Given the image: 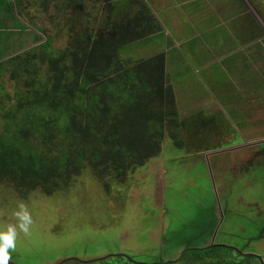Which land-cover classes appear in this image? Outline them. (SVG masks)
I'll use <instances>...</instances> for the list:
<instances>
[{"label": "rangeland", "instance_id": "obj_1", "mask_svg": "<svg viewBox=\"0 0 264 264\" xmlns=\"http://www.w3.org/2000/svg\"><path fill=\"white\" fill-rule=\"evenodd\" d=\"M22 1V12L15 8V25L7 23L5 26L0 18V56L4 55L0 62L45 41L43 28L52 34L56 47H64L67 40L73 39L68 25L73 21L71 11L78 8L76 3L65 10L66 3L50 0L45 7L30 9L27 5L31 3ZM81 1L91 17L84 13L76 27L81 30L87 26L98 33L105 27L104 19L110 14L109 9L91 0ZM145 1L162 24L163 32L172 39V46H164L167 41L151 40L150 34L141 43L120 48L119 55L140 59L166 49L169 79L175 85L183 115L198 111L209 114L222 111L227 115L238 112L240 117L232 123L233 129L245 138L239 145L264 142V0ZM9 4L10 0H0V7L7 8ZM120 4L115 5V11ZM40 33L43 40L37 42ZM186 66L194 67L196 73H187ZM217 66H221V71L229 78L225 89L214 90ZM180 71L187 73L185 78L178 76ZM195 74L200 79L192 77ZM3 79L0 82L8 94L13 95L15 82L10 74ZM231 88H235L241 98H234L231 102L236 103L230 105ZM220 90H225L221 97ZM221 98L228 103L222 105ZM221 129L230 137L229 128L222 125ZM226 138L215 135L210 143L218 149L225 146L221 144ZM187 148L191 150L193 146ZM243 151L241 154L245 153L246 160L249 150ZM214 156L210 150L184 152L166 141L159 156L143 165L126 185L116 186L110 195L94 181L80 179L67 195L37 191L24 198L0 182V225L11 221L20 200L28 204L34 221L30 233L21 234L17 250L12 253L14 262L53 264L60 258L81 257L98 264L103 256L125 254L134 262L153 264L176 261L186 249L190 258L195 254L204 257L218 254L219 250L229 257H237L238 254L233 255L221 247L208 250L211 253L196 250L199 241L194 236L202 232L206 215L214 209L217 200ZM221 159L228 162L233 154L223 155ZM256 173L251 189L261 204L253 207L252 212L248 208L244 211L245 217L251 220L243 218L248 228L243 232V241L237 236V230H230L223 237L228 244L243 245L257 233L253 228L264 226V214L255 216L257 208L264 206V169ZM254 247L259 250L264 264V242ZM218 257L221 256H215ZM116 260L121 261L122 257H111L109 262L117 263Z\"/></svg>", "mask_w": 264, "mask_h": 264}, {"label": "trees", "instance_id": "obj_2", "mask_svg": "<svg viewBox=\"0 0 264 264\" xmlns=\"http://www.w3.org/2000/svg\"><path fill=\"white\" fill-rule=\"evenodd\" d=\"M66 1L77 4L74 25L83 12L91 17L81 0ZM91 1L102 6L113 2ZM130 4V15L123 6L122 22L127 17L138 21L122 27L117 21V36L100 35L86 26L64 47L54 46L49 39L0 62V81L9 73L15 82L13 95L0 82V97H4L0 99V182L20 197L37 191L67 195L80 179L94 181L110 195L159 156L166 141L184 152H206L215 149L210 143L215 135L227 137L222 146L245 139L232 123L240 117L238 112L182 114L167 71L166 49L140 59L119 55L120 48L141 43L150 34L151 40L167 41L164 46L173 43L147 1L138 7L131 0ZM20 5L22 12L23 2H10L11 8ZM220 67H216L214 90L225 89L229 79ZM193 68L185 69L196 73ZM177 74L186 76L184 71ZM230 91L229 104L236 103L231 100L241 94L235 88ZM224 93L220 90L219 97ZM221 99L222 105L228 103ZM222 125L229 128L230 137L221 132ZM119 257L117 263L106 258L98 264H145L122 254L114 259ZM199 264L250 263L237 256L204 259Z\"/></svg>", "mask_w": 264, "mask_h": 264}, {"label": "flooded vegetation", "instance_id": "obj_3", "mask_svg": "<svg viewBox=\"0 0 264 264\" xmlns=\"http://www.w3.org/2000/svg\"><path fill=\"white\" fill-rule=\"evenodd\" d=\"M26 3H31L28 6V8H38L40 7H45L48 5L50 0H25ZM52 1V0H51ZM59 2V0H56ZM64 5L66 3V9H69L71 6V3L68 4L66 0H60ZM113 1V2H112ZM112 5H105L107 9H109L110 14L104 19V29L99 30L98 34L103 35V33L107 32L110 33L112 36H117L119 33L117 32V27L116 23L119 21L120 27H122L125 24H131L132 22H137L138 20H134V18L127 17L125 23L122 22V17L121 14L123 13L124 7L127 9V13L130 15V12H132L130 6V0H112ZM121 2L119 6V10L115 11V5L118 4V2ZM133 3L137 4V7L141 2H146L145 0H131ZM20 2H23L22 0H15V3L20 4ZM129 5V6H128ZM26 7V6H25ZM118 7V6H117ZM16 10H19L21 13V5L20 7L16 6L13 9V12ZM64 9V6H63ZM47 11V10H46ZM76 10H72V18L73 21L72 24H67L71 33L72 38L74 39L76 36L80 34V32H83L86 30V27L83 29H78L73 24L76 18L74 17ZM134 12V11H133ZM84 12L82 13V15ZM17 18V17H15ZM20 19V18H18ZM79 19H83L81 16ZM21 20V19H20ZM86 20V19H85ZM89 21V18L87 19ZM23 23V22H22ZM110 23V27H107V25ZM119 26V25H118ZM40 30V28H38ZM41 32L46 36V40H52L53 41V36L51 33H47L46 30L43 28L41 29ZM76 34V35H75ZM122 35V33L120 34ZM37 40L42 41L41 33L40 35H37L36 37ZM73 39L67 40L66 44H68L70 41ZM45 40V41H46ZM39 42V41H37ZM44 42V41H43ZM42 42L38 43L41 44ZM37 44V45H38ZM65 44V45H66ZM27 50V49H26ZM24 50V51H26ZM23 51V52H24ZM20 53V52H17ZM16 53V54H17ZM222 146V145H221ZM259 146V149L258 147ZM247 149L249 150V155L248 158L245 160V153L241 154V152ZM210 152L215 155L213 159L214 166H215V175L217 177L214 179L216 183L214 184L215 192L217 195V200L215 202V207L213 210L210 211L209 214H207L206 222L203 225V228L201 227L202 232L199 234V236H194V239L199 241L198 244H196V250L198 251H208L210 249L216 248V247H221L224 249H228L231 251V254L235 255L238 254V256L242 258H246V260L250 264H263L262 262V257H260L259 250L254 247V245H258V247L261 246V242H264V226L261 228H253L257 231L254 236L249 237L247 240L248 242L244 243L243 245H231L228 244L227 242L223 241L225 240L226 233L228 231L232 230H237L239 233L237 236L239 238L244 239L243 237V232H245L248 228L244 222L245 214L244 211L247 212V208L249 211L252 212V208L257 207L258 204H261L259 200H257V197L255 195V192L252 191V186H253V181L255 180L254 175H257V171L260 170L261 168L264 169V142H257L253 143L252 145L246 146V144L243 143V145H231L228 147H219L218 149H211ZM229 153L233 154V159L230 160L228 159V162L224 161L221 159L223 155H228ZM262 162V163H261ZM261 167V168H260ZM245 177H247V181H245ZM256 191V190H255ZM254 193V195H253ZM263 209L258 207L256 215L255 216H260L264 214V206H262ZM244 218V219H243ZM248 221L251 220V217L246 218ZM253 219V218H252ZM256 225L255 223H253ZM257 226V225H256ZM257 226V227H258ZM207 233V234H205ZM220 240V241H219ZM222 240V241H221ZM253 245V248L250 249V247ZM248 246V248H247ZM187 250H184L182 254L180 255L178 260L174 261H168L166 263H153V264H199L202 262L204 259L209 258H215V256H223L226 258H229V254L224 253L222 250L218 251V254H212L210 256L204 257L201 256L200 254H195L193 258H190V255L187 254ZM211 253V251H208ZM115 255L118 254H110L107 256H103L99 258L98 261H101L106 258H111L115 257ZM125 255V254H122ZM128 258L130 257L129 255H125ZM91 264L94 261L91 260H84L81 257H71V258H60L53 264ZM9 264H16L13 261H10ZM45 264V263H43ZM148 264V263H145Z\"/></svg>", "mask_w": 264, "mask_h": 264}, {"label": "clouds", "instance_id": "obj_4", "mask_svg": "<svg viewBox=\"0 0 264 264\" xmlns=\"http://www.w3.org/2000/svg\"><path fill=\"white\" fill-rule=\"evenodd\" d=\"M32 212L23 200L17 202L10 222L0 225V264H9L21 234L28 235L33 225Z\"/></svg>", "mask_w": 264, "mask_h": 264}, {"label": "crops", "instance_id": "obj_5", "mask_svg": "<svg viewBox=\"0 0 264 264\" xmlns=\"http://www.w3.org/2000/svg\"><path fill=\"white\" fill-rule=\"evenodd\" d=\"M13 0H10L12 2ZM13 8H11L10 4L6 7H0V18H3L4 25L6 26L7 23H12V25H15L16 22L13 21L15 18Z\"/></svg>", "mask_w": 264, "mask_h": 264}]
</instances>
